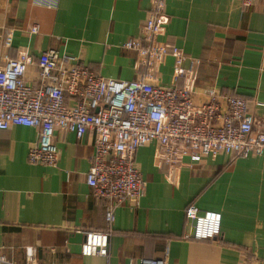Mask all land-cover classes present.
I'll return each instance as SVG.
<instances>
[{"label": "crops", "instance_id": "crops-1", "mask_svg": "<svg viewBox=\"0 0 264 264\" xmlns=\"http://www.w3.org/2000/svg\"><path fill=\"white\" fill-rule=\"evenodd\" d=\"M150 4L59 0L48 8L34 0H0V67L6 58L27 52L31 62L24 79L34 86L40 54L54 48L101 76L132 81L138 75L137 56L121 45L140 35ZM165 13L161 41L196 62L173 84V57L168 56L153 83L186 86L195 103L204 102V89L214 88L222 96L245 98L252 112L264 115V107L254 105L264 103L262 1L243 6L242 0H166ZM34 23L38 32L28 34ZM8 29L10 47L3 42ZM37 137L35 128L23 125L0 130V251L20 264L27 246L35 247L38 264H107L104 257L81 254L85 231L108 228L106 201L95 199L86 184L91 134L77 139L56 130V165L28 162ZM160 151L152 141L135 153L145 190L137 205L123 202L114 209L108 264H264V158L231 160L219 154L170 164ZM189 204L220 212L217 238H186Z\"/></svg>", "mask_w": 264, "mask_h": 264}, {"label": "built area", "instance_id": "built-area-1", "mask_svg": "<svg viewBox=\"0 0 264 264\" xmlns=\"http://www.w3.org/2000/svg\"><path fill=\"white\" fill-rule=\"evenodd\" d=\"M34 1L48 8L57 7L59 2ZM258 1H262L264 12V0H242V5H255ZM165 7L166 0H151L140 35L121 45L137 56L138 75L132 81L101 76L77 58L54 48L40 54L38 83L34 86L24 79L31 62L27 52L6 58L0 67V130L12 125L37 130V141L28 149L29 163L56 165V130L72 132L77 139L91 134L93 154L86 184L95 199L106 201L108 228L85 231L81 254L104 257L107 264L114 209L123 202L137 205L145 190L146 182L135 164L139 147L156 142L161 149L159 157L170 164L179 158L200 162L219 154L232 160L264 158V115L252 112L245 98L222 96L214 88H206L204 102L195 103L186 86L163 87L153 83L158 67L168 56L173 57V84L191 71L196 62L176 46L161 41ZM37 32L36 23L27 29L28 34ZM11 41L12 29H8L4 45L10 47ZM254 105L264 107L260 101ZM185 216L191 221V232L186 238L203 241L220 235V212L200 210L190 204L185 208ZM24 252L23 264H38L35 247L27 246ZM0 264L20 263L0 251Z\"/></svg>", "mask_w": 264, "mask_h": 264}, {"label": "trees", "instance_id": "trees-1", "mask_svg": "<svg viewBox=\"0 0 264 264\" xmlns=\"http://www.w3.org/2000/svg\"><path fill=\"white\" fill-rule=\"evenodd\" d=\"M232 160V159H231ZM190 205V204H189ZM188 206V205H187Z\"/></svg>", "mask_w": 264, "mask_h": 264}]
</instances>
